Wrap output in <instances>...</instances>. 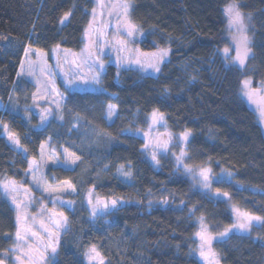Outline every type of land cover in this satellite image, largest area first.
<instances>
[{
    "label": "trees",
    "instance_id": "16d2710c",
    "mask_svg": "<svg viewBox=\"0 0 264 264\" xmlns=\"http://www.w3.org/2000/svg\"><path fill=\"white\" fill-rule=\"evenodd\" d=\"M232 2L130 0V19L142 33L140 50L170 49L161 71L119 72L110 65L99 92L62 87V111L38 131L37 116L10 110L21 90L17 73L25 49L43 50L49 62L56 45L80 51L96 0H0V180L31 185L28 160L2 135L3 124L18 134L27 158L36 157L50 137L58 152L67 148L80 157L74 170L47 168V176L70 181L76 190L64 196L73 204L62 208L68 228L54 264H86L92 245L104 264H201L194 253L201 217L214 235L232 228V206L264 217V130L240 97L243 79L250 77L253 87L264 82V0H235L253 26L245 71L222 55L229 42L224 9ZM65 13L70 15L61 23ZM109 105L117 113L111 124L104 116ZM154 109L164 113L174 135L190 130L185 163L210 168L213 187L223 186L229 201L195 189L172 158L161 157L159 168L145 158V142L132 131L147 127ZM119 168L131 171V184L116 177ZM90 189L95 197L118 200L117 208L94 217ZM12 205L0 190V259L5 262L16 231ZM213 250L219 264H264V223L248 232L232 228Z\"/></svg>",
    "mask_w": 264,
    "mask_h": 264
},
{
    "label": "snow or ice",
    "instance_id": "6c2138e0",
    "mask_svg": "<svg viewBox=\"0 0 264 264\" xmlns=\"http://www.w3.org/2000/svg\"><path fill=\"white\" fill-rule=\"evenodd\" d=\"M97 7L100 9V16L107 14L109 18H115L116 26L115 32L117 37L121 34L127 37H133L137 32L140 31L139 26L134 24L130 19V13L133 5L130 0H96ZM225 15L228 21V29L232 33L231 40L234 43V49L225 47L223 51L224 59L230 61L233 65L237 66L239 70L245 71L247 69V61L251 58L252 48L251 39L247 35L248 25L246 20H250L251 17H246L241 11V6L233 0L224 9ZM70 13H65L62 17L61 23L66 21ZM93 20L89 22L88 27L85 29V38L88 42L85 44L84 48L79 54L71 53L70 50H64L63 57L57 56V66H60L61 59L64 62H68V56L71 55L73 58L71 64L75 66L78 70L76 72L65 73L66 84L69 88L80 87L81 85L88 84H100V75L104 70V61L101 59L102 55V45L101 38L106 36V33L96 25L97 8L92 9ZM108 25H105L107 27ZM90 36H96L95 40L89 39ZM107 43V40L104 41ZM128 41L116 38L115 44L113 45L117 51L125 53L122 58H117L118 66L121 63V59L129 64H135L141 71H147L151 69L154 73L161 71L160 65L165 61V58L169 55V48L158 47L155 52H141L139 49H132L127 47ZM118 46V47H117ZM30 48L25 49V56L27 60V69L25 70L24 62H21V72L17 73L18 76L26 74L28 76H36L37 71L41 76H52L54 75L47 67L46 54L43 50H35V55L37 59L33 61L30 56ZM60 49L59 45H56L52 52L54 54L58 53ZM235 51V56H231V52ZM87 72H84V69ZM79 80V83L77 81ZM54 80H47L46 82H41L39 79L36 80L38 85V92L42 84L43 95L41 99L45 96H51L55 94L58 99L54 100L53 103L56 105V109L61 108L62 101L64 100L63 94L59 93L54 86ZM241 96L246 98L247 101L256 104L260 109L261 118L264 119V82H261L258 87H253V82L250 77H247L241 82ZM33 98H36V94H33ZM114 108L112 105L108 106V118L110 119L113 115ZM41 125L47 122L48 117L53 115V112L48 108L41 109L39 113ZM63 119V116H60ZM149 132L153 127L160 124L166 127V121L164 113L160 112L158 109H154L150 114ZM7 128V126H4ZM149 132H145L144 136L148 137ZM191 135L190 130L182 132L178 137H173L171 134L167 135L166 139L155 138L154 141L146 143L144 145L145 149L152 148L151 157L152 160L157 164V152H167L169 145L172 144L173 139L176 143L172 144L173 147L179 145H187L189 142V137ZM9 139L14 145L22 149V154L24 159L27 160L26 153L28 151L20 141L18 134L9 133ZM44 149L45 145H40L39 159L33 156L27 161L28 167L26 170V175L31 174L33 176V186L36 190L42 193H48L47 197L53 204L59 203L62 207L67 204V207L71 208L73 201H63L59 196L53 198L54 193H62L67 191H75L74 185L70 181H63L60 185L53 186L52 184H47L42 177L38 178L36 173L40 171V168L44 164ZM67 153V159L61 162L59 159L51 160L52 164L58 167H66L69 170L72 169L73 165L77 164L80 160L79 156L75 153H68L67 149L64 150ZM177 166H183L186 172L193 174L194 179H197L203 188H211L212 179L210 176V168H192L185 163L186 159H190L187 155L186 147H180L179 155H175ZM124 176H131V171H123V168L117 169ZM230 176L231 173H228ZM0 190L3 194L10 198L11 203L15 206L16 210V231L14 234V243L12 247L7 252L14 253V261L18 264H51L50 256L56 254L57 246L59 244V237L61 230H67L68 217L65 216L63 211H56L53 209H48L47 205L43 201H36L35 197L32 196V188L25 187L23 183L17 182L15 179H5L0 180ZM217 195L221 194L220 189H216ZM223 196L228 197L227 192L222 193ZM88 204L91 206L93 216L96 215L97 208L103 206L108 208L109 206L115 208L118 204V200L112 199L110 201H102L99 197H96L95 203H93V190L90 189L87 195ZM40 203V213L42 216H47V223L43 219L39 221V229L37 230L35 225L37 221L36 216H30L28 214V207L33 203ZM233 212L235 213V223L232 228L248 232L253 226L254 222L257 224L264 223V217L255 216L247 211H241L238 207L233 206ZM200 231L196 233L199 238V255L202 257L206 264H219L218 254L213 250V242H221L228 238L229 233L232 228L225 229V231L219 233L217 236H213L209 231L207 226L203 223V217L200 218ZM41 231L43 234H41ZM11 238V237H9ZM86 257L90 262L99 261V264H103V258L101 253L98 251L95 245H92L89 250L85 253ZM0 264H5L4 259H0Z\"/></svg>",
    "mask_w": 264,
    "mask_h": 264
},
{
    "label": "rangeland",
    "instance_id": "374dc122",
    "mask_svg": "<svg viewBox=\"0 0 264 264\" xmlns=\"http://www.w3.org/2000/svg\"><path fill=\"white\" fill-rule=\"evenodd\" d=\"M106 2H107V0H106ZM96 8H97V17H98V14L100 13V9L97 7V5H96ZM106 16H107V14L105 13L104 17H106ZM97 17H96V19H97ZM246 17H248V16H246ZM111 19L115 20V18H111ZM91 20H93L92 14H91L90 21ZM246 23L248 25L247 35L250 37L251 45H252V28H253V26H252L251 19L250 20H246ZM227 29H228V21H227ZM231 36H232V33L228 29V40H229V42H228V45L226 47L234 49V43L231 40ZM89 39H92L91 36L89 37ZM124 39L126 41H128L127 45H128L129 48L140 49L141 41H142V33L139 31L133 37H127L125 35ZM83 42H84V44H83L82 49L84 48L85 44L88 42V40L85 38V33H84V36H83ZM251 45H250V47H251ZM35 50H37V49L34 48V47L30 48V56H31V59L33 61H35L37 59L36 55L34 54ZM64 50L65 49H59L58 53H56V54L52 53V61H50V62H49L48 57L46 55L47 67L54 75L48 76V77L41 76L38 71H37L36 76H28L26 74L20 75V79H21L20 88H21V90L16 95V99H14L13 103L10 106V110H11V112H13L12 114H14V113L18 114L20 112H24L23 114H28V115H32L33 114V116H37V120H39V122H38V125L35 126V128L38 131L44 130V128L46 126H48L49 123L53 120L54 115L59 114L62 111V108H63V106H64V104L66 102V95H65V92L63 91L62 87L66 88L68 91H72V92H75V91L82 92V93H84V92H99V91H101L100 90V86H101L102 77H103L104 73L106 72V70L108 69V66H110V65L115 66L118 69L119 72H121L122 70L127 69V68H131V69H134V70H139L142 73H147V72H149V73L151 72L152 73L153 72L151 69H148L147 71H141L138 68V66H136L135 64L126 63V62L123 61V59H121V63L118 66L117 58L118 57L122 58L124 55H126L125 53L122 54V55H121V52H119V51H118V53H114V54H106V53H104V54L101 55V59L104 61V70H103V72L100 75V84L99 85L88 84L86 86L85 85H81L80 87L69 88L67 86V84H66L65 73H69V75H70L71 72H76L78 70L75 68L74 65H72L70 63L72 58H73L71 55L68 56V62L67 63L64 62L63 59H61L60 66L59 67L57 66V56L63 57ZM70 52L71 53H75V54H79L81 51L80 52L70 51ZM222 55H223V51H222ZM231 56H233V57L235 56V51L234 50L231 52ZM27 60H28V58L24 55L22 61L24 62L25 70L27 69ZM83 71L87 72V69L85 68ZM20 72H21V68H20ZM37 79H39L42 83L46 82L47 80H54L55 88L58 90L59 93H62L63 97H64V100L62 101V104H61V108L59 110L56 109V105H55V103H53L54 100L59 98L55 94H53L51 96H45L43 99H41V96L43 95V87H42V84H41V86H39L40 87V91L38 92V85L36 84V80ZM77 83H79V80L77 81ZM34 93L36 94V98L35 99L33 98V94ZM240 97L242 98L243 101H245L248 104L250 109L257 116L258 121H259L261 127L264 130V119L261 118L259 107L256 104H253V103L247 101L246 98L242 97L241 96V92H240ZM43 108L50 109L53 112V115L49 116L47 122L44 123L43 125H41V120H40L39 113L41 112V109H43ZM104 116H105V118H106V120H107V122L109 124L113 123L117 119V113H116L115 108H114L113 115L109 119L108 118V106H107L106 110H105V113H104ZM165 121H166V118H165ZM150 122L151 121H150V116H149L148 126H149ZM4 126H5V124L2 125V135L5 136L9 141H11L9 139V133H12V131L9 129L8 126H7V128H5ZM148 126L144 127V128L139 126V127H137L136 130L132 131L133 135L141 137L144 140L145 144L154 141L155 138L166 139L168 134H171L174 138L179 136V135H174L172 132H170V130L167 127V122H166V127L165 126H161L160 124H158L155 127H153L150 132H149V127ZM77 127L78 126H74L73 130L74 129L76 130ZM145 132H149V136L148 137L144 136ZM190 137H191V135H190ZM190 137H189V140H190ZM11 143H12V141H11ZM175 143H176V141H175V139H173L172 144H175ZM172 144L169 145V149L167 150V152H162V151H158L157 152V160L158 161L160 160L161 157H170V158H172L174 160L175 164H176V171L178 172V174L184 176L185 178H188L190 180V182L192 183V185H194L193 187L195 189H198V190L200 189V191L203 190L207 194H211V196H213V198L216 199V200H224V201H229L230 200V195L228 197H225V196L222 195V193L224 192V187L223 186L222 187H213L212 173H210V176H211V179H212L211 188L205 189L199 183H197V179H194L193 174L186 172L185 169L183 168V166L178 167L176 159H175V156L173 155V153H175V155H179L180 147H186V150H187V145L188 144L187 145H179V146H176V147H173ZM44 145H45V149H44V157H45L44 164L40 168V171L36 173V176L38 178L42 177L43 180L47 182V184H52L53 186L60 185L61 182H63V181H57L56 182V177L55 176H53V175L47 176V174H46L47 173V168L49 166H52L54 168H58V166H55L54 164H52V162L49 159V157H51L52 160L59 159L61 162H63L65 159H67V153H65V151H64L67 148H60L59 152H58V150H57V148L55 146L56 144H55V142H54L52 137H50L44 143ZM151 151H152L151 147H149V149H145V147H143V153H144L145 158L148 161H150L154 166L159 168L160 163L157 164L155 161L152 160ZM67 152L68 153H74L73 151H71L69 149H67ZM39 154H40V148H39L38 153L36 155L37 159H39ZM31 158L32 157L29 156L27 158V160H30ZM74 166L75 165H73L72 168ZM62 168L68 169L66 167H62ZM123 171H129V170L123 169ZM29 177L31 179V185L26 186L24 183L23 184L25 185V187L33 189L32 196L35 197V200L36 201H43V203H45L47 205L48 209H53L54 208L56 211H63L62 208L66 207L67 204L65 203V205L62 207L59 203L53 204L48 199H44V197L48 196V193H42L41 191L36 190V188L33 186V183H32L33 176L31 174H29ZM116 177L119 180H121L122 182H124L125 184H131V176H124L121 172L117 171ZM227 180L229 181V180H233V179L227 178ZM19 183H22V182H19ZM216 189H220V191H221L220 195H217ZM68 193L74 195L76 193V190L75 191H70L69 190L67 192H62V193H54L53 194V198L55 196H59L63 201L66 202L64 196H66V194H68ZM2 194H3V192H2ZM4 196L5 195L3 194V197ZM5 197H7V196H5ZM7 199L11 203L10 198L7 197ZM95 200H96V197L93 195V203H95ZM101 200L102 201H110V200H105V199H101ZM12 206H13L12 208L14 209L15 214H16L15 206L14 205H12ZM40 206H41L40 203L36 202V203L31 204L28 207V209H27L28 214L30 216H36L37 217V221H36V225H35L37 230H40L39 229V221L41 219H43L45 221V223H47V216H42L41 215ZM116 208H117V206L115 208H113L111 206H109L108 208H104L103 206H100V207L97 208V212H96V215L94 217L107 216L109 213L114 211ZM90 210L92 212L91 206H90ZM232 210H233V206H232ZM203 223L207 226L208 231L213 236H217V235H214L212 233V231L210 230V228L207 225L205 220H203ZM234 223H235V221H234ZM197 224H198V231H200V227H201L200 220L198 221ZM261 224L262 223L257 224V223L254 222L253 226L250 228L249 231H251V229L253 227L261 226ZM67 228H68V225H67ZM234 230H236V229H234ZM62 232H65V230H62L60 233H62ZM195 239H196V242H197V245H196L197 248L194 251V253L196 255L195 257L201 262V264H206L205 260L202 257H200V255H199V247H198L199 243H200L199 238L196 236ZM215 242L216 241L213 242V245H214ZM213 245H212V248H213ZM58 252H59V245L57 246L56 254L50 256L51 264H54L56 262ZM14 255H15L14 253L10 252L9 257H8V261H6L5 264H18V262L14 261ZM85 263L86 264H99V261L90 262L88 260V258L86 257V255H85ZM103 264H104V261H103Z\"/></svg>",
    "mask_w": 264,
    "mask_h": 264
},
{
    "label": "flooded vegetation",
    "instance_id": "af4514ba",
    "mask_svg": "<svg viewBox=\"0 0 264 264\" xmlns=\"http://www.w3.org/2000/svg\"><path fill=\"white\" fill-rule=\"evenodd\" d=\"M95 23H96V25H99V27L106 33V36L101 38L102 54H104V53H106V54L118 53L117 49L113 47V45L115 44V39L119 38V39L125 40L124 39L125 35L121 34L120 36L117 37V34L115 32L116 21L112 20L108 16L104 17V15L100 16L98 14V17H97ZM105 25H108V26L105 27ZM91 38L93 40H95L97 37L91 36ZM105 40H107V43H104ZM127 47H128V45H127ZM80 51H78V52H80ZM122 54H124V53L121 52V55ZM63 233L64 232L60 233L59 241H60V238H61ZM41 234H43V233L41 232Z\"/></svg>",
    "mask_w": 264,
    "mask_h": 264
}]
</instances>
